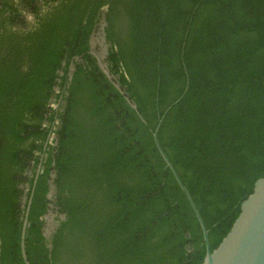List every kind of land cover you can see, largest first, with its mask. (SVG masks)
<instances>
[{
	"label": "trees",
	"instance_id": "1",
	"mask_svg": "<svg viewBox=\"0 0 264 264\" xmlns=\"http://www.w3.org/2000/svg\"><path fill=\"white\" fill-rule=\"evenodd\" d=\"M103 11L136 109L93 55ZM182 95L159 140L213 249L264 170V0H0V264H200L153 138ZM52 180L65 220L48 240Z\"/></svg>",
	"mask_w": 264,
	"mask_h": 264
},
{
	"label": "water",
	"instance_id": "2",
	"mask_svg": "<svg viewBox=\"0 0 264 264\" xmlns=\"http://www.w3.org/2000/svg\"><path fill=\"white\" fill-rule=\"evenodd\" d=\"M105 15L106 11H103L101 14V22L104 20V28L107 25L105 21ZM95 32L96 31H94L91 37V47L92 38ZM104 35V38L106 39V34L104 33ZM93 55L96 57L99 68L102 70V72L107 76L108 79L113 80L112 77L114 78V76L111 74L107 64H102L99 57H97L94 53ZM73 72L74 67L71 68V78ZM188 84L186 91L188 90ZM116 87L121 91L123 95L126 96V93L120 88L119 84L116 83ZM183 97L184 95H182L180 99H178L173 105H171L165 111L164 115H158V123L153 133V138L163 161L171 170L181 191L186 196L202 229L207 251L203 261L200 264H264V170L261 176L252 184L250 190L247 192L245 199L241 201L239 210L236 212L232 224L227 230V232L217 241L213 249L210 248L208 236L209 232L205 225V222L196 206V203L190 191L182 182L180 176L178 175V172L176 171L173 163L163 150L159 140V131L167 113L174 105L180 102ZM126 99L132 105L133 109H136V106L132 103L128 96H126ZM52 138L57 139L55 135H53ZM54 178L55 174L52 175V179ZM52 188H54V192H56V187L53 184V180L50 183V191L48 194L49 199L50 193L52 192ZM28 214L29 207L27 209L26 219L24 221L23 237L25 235L26 227L28 225ZM45 217L46 216H44V219L46 221ZM44 236L47 238L45 233Z\"/></svg>",
	"mask_w": 264,
	"mask_h": 264
},
{
	"label": "rangeland",
	"instance_id": "3",
	"mask_svg": "<svg viewBox=\"0 0 264 264\" xmlns=\"http://www.w3.org/2000/svg\"><path fill=\"white\" fill-rule=\"evenodd\" d=\"M103 23H104V20L101 23H99V26L97 27L96 32L92 38V50H93V53L97 57H99L102 64H107V66L109 67L107 59H108V55L110 51V44L104 38L105 37L104 35L105 24ZM112 79L115 83H117L116 77L114 78L112 77ZM56 93L61 95V89L57 88ZM62 105H63V102L61 100H58L57 97L54 98L51 102V107L56 111H61ZM53 141L55 143V140ZM53 145L56 146L55 144ZM28 176H30V173L28 174ZM23 190L25 191V193H27L28 186H24ZM55 195H56V192H54V188H52V192L50 193L51 205H50L49 212L47 213L45 217L46 221H45V227H44V233L46 234L49 240H51L52 237L54 236L60 222L65 220L64 219L65 215L59 213V210L55 205ZM48 215L50 217H48Z\"/></svg>",
	"mask_w": 264,
	"mask_h": 264
},
{
	"label": "built area",
	"instance_id": "4",
	"mask_svg": "<svg viewBox=\"0 0 264 264\" xmlns=\"http://www.w3.org/2000/svg\"><path fill=\"white\" fill-rule=\"evenodd\" d=\"M53 140H55V139H53V138L51 137V142H52Z\"/></svg>",
	"mask_w": 264,
	"mask_h": 264
},
{
	"label": "bare ground",
	"instance_id": "5",
	"mask_svg": "<svg viewBox=\"0 0 264 264\" xmlns=\"http://www.w3.org/2000/svg\"><path fill=\"white\" fill-rule=\"evenodd\" d=\"M104 56V55H103ZM48 217H50L49 215H48Z\"/></svg>",
	"mask_w": 264,
	"mask_h": 264
}]
</instances>
